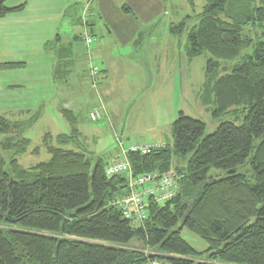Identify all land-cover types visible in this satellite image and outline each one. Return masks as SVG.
Segmentation results:
<instances>
[{"label":"trees","instance_id":"16d2710c","mask_svg":"<svg viewBox=\"0 0 264 264\" xmlns=\"http://www.w3.org/2000/svg\"><path fill=\"white\" fill-rule=\"evenodd\" d=\"M204 2L188 29L187 53L211 54L203 102L229 118L204 136L205 123L180 111L172 142L127 154L135 176L176 170L178 193L164 204L149 199L148 217L135 223L114 202L125 194L126 176L106 173L108 163L89 151L72 109H61L70 132H46L36 146L27 132L39 112L0 113V147L8 153L0 154V264H264V40L225 64L252 44L246 27L264 26V0ZM6 3L0 0V18L23 7ZM92 71L95 82L99 71ZM41 148L48 160L21 164L20 155ZM184 227L207 249L187 242ZM134 240L143 248L132 247Z\"/></svg>","mask_w":264,"mask_h":264},{"label":"rangeland","instance_id":"374dc122","mask_svg":"<svg viewBox=\"0 0 264 264\" xmlns=\"http://www.w3.org/2000/svg\"><path fill=\"white\" fill-rule=\"evenodd\" d=\"M83 1L88 0H81L79 6L84 5ZM100 3L108 4L109 15L98 12ZM204 3V0H96L93 5L96 12L89 14V34L84 32L83 26L76 33L67 26L61 27L64 39L82 36L74 41L73 49L78 68L75 73L84 86L78 127L89 136V147L104 162L109 163L120 154L116 155L121 141L128 145L139 140H163L164 146L173 141L172 125L180 111L205 123L204 136L213 133L229 118L215 116L214 105L203 102L207 61L211 54L206 52L189 58L187 53L188 29L197 24ZM81 13L79 17L84 23L87 14L84 16L83 9ZM185 20L187 27L179 29L177 26ZM244 34L253 38L252 44L232 61L223 60L229 67L240 62L245 54L253 53L255 43L264 40V26H248ZM87 36L92 38L90 45L86 43ZM53 50L56 52L55 48ZM101 67L107 68L101 89L109 115L100 107L104 106V103L99 104L100 97L91 91L94 90L92 69L100 71ZM96 107L102 110V119L92 121L89 112ZM43 112L46 114L27 132L32 146L41 145L46 132L56 135L71 130L64 116L47 113L46 109ZM4 136L0 134V142ZM0 154L8 156L1 147ZM49 158L45 148H41L38 155L19 156L25 167ZM216 171L219 170L212 169ZM224 174L220 171L221 176ZM181 236L197 251L207 249V243L187 227L181 230ZM131 246L139 249L143 248V243L134 240Z\"/></svg>","mask_w":264,"mask_h":264},{"label":"crops","instance_id":"0c3cea01","mask_svg":"<svg viewBox=\"0 0 264 264\" xmlns=\"http://www.w3.org/2000/svg\"><path fill=\"white\" fill-rule=\"evenodd\" d=\"M80 3L81 0H7L9 7H23L0 18V113L20 114L31 111L39 112L42 118L46 109V112L63 117L61 109L69 108L80 116L84 86L81 77L75 73L78 68L73 49L74 41L82 36L75 35L64 39L60 30L62 26H67L69 31L76 33L83 26L86 30L84 32L89 34V14L96 12L93 7L96 0L83 1L82 6H79ZM107 7L108 4L100 3L98 12L109 15ZM82 9L84 16L87 14L84 23L82 17H79ZM124 11L127 10L124 8ZM6 63L18 65L4 66ZM60 63L63 65L58 66ZM99 72L97 79L93 81L94 90L91 91L97 98L100 97L101 105L104 103L101 87L107 76V68L101 67ZM100 107L108 114L105 103ZM94 110L100 112L101 117L98 120H101L102 110L99 107L92 111ZM67 125L71 128L68 122ZM82 133L92 155L101 157L89 147V136L83 131ZM119 153L121 148L116 155Z\"/></svg>","mask_w":264,"mask_h":264},{"label":"built area","instance_id":"2783aa9c","mask_svg":"<svg viewBox=\"0 0 264 264\" xmlns=\"http://www.w3.org/2000/svg\"><path fill=\"white\" fill-rule=\"evenodd\" d=\"M86 43L90 44L92 38L86 37ZM93 70H97L93 68ZM93 120H98L101 114L98 110L90 113ZM164 147L158 141H134L128 145L120 142L121 153L106 166L109 176L124 174L127 178L125 194L114 202L121 209L125 218L135 223H141L148 217V200L153 199L164 204L173 198L179 191L178 175L174 169L164 173L150 172L135 176L130 161L127 158L129 152L147 154L154 149ZM151 264H160L153 261Z\"/></svg>","mask_w":264,"mask_h":264}]
</instances>
